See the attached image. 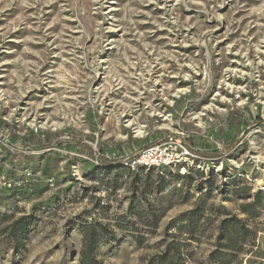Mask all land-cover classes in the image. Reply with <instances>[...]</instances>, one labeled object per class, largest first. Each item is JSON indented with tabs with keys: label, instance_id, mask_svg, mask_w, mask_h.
Segmentation results:
<instances>
[{
	"label": "rangeland",
	"instance_id": "obj_1",
	"mask_svg": "<svg viewBox=\"0 0 264 264\" xmlns=\"http://www.w3.org/2000/svg\"><path fill=\"white\" fill-rule=\"evenodd\" d=\"M263 38L264 0H0V177L31 184L13 202L0 185V264H81V226L94 220L108 227L105 264H147L168 233L186 264H209L228 218L250 230L243 264H264V209L242 210L264 193L245 127L223 155H199V171L105 165L168 136L208 147L213 130L221 142L228 122L240 128L250 111L225 74L247 58L253 71ZM196 210L192 239L177 219Z\"/></svg>",
	"mask_w": 264,
	"mask_h": 264
},
{
	"label": "trees",
	"instance_id": "obj_2",
	"mask_svg": "<svg viewBox=\"0 0 264 264\" xmlns=\"http://www.w3.org/2000/svg\"><path fill=\"white\" fill-rule=\"evenodd\" d=\"M116 155V152H113ZM105 165L111 167L113 165L118 166L115 170L119 173L122 170V166H129L123 164L119 158H116L113 162H106ZM156 169V168H150ZM192 171H199L193 170ZM117 173V174H118ZM116 183L112 186H116ZM31 184L21 185L20 187H4V197L7 202L16 201L26 194L30 193ZM261 208L264 209V193L260 192L256 195L254 201L243 205L242 210L248 214L254 216L257 210ZM200 210L190 211L189 213L179 217L177 220L186 219L187 223L185 225L179 226L178 229L187 233L189 237L195 239V233L198 231L197 219L200 217ZM150 214L153 217V221L149 223L151 226H155L157 222L158 215L155 211L151 210ZM155 218V219H154ZM27 224L22 220L17 221L14 226L13 236L16 240L17 246L23 247L22 238L24 236ZM81 231L83 235L82 248L80 253L81 264H105L98 259V248L101 240L108 236V227L103 223L96 220L91 222H85L81 226ZM168 237L177 238V235H169ZM250 235V230L248 227L243 226L239 219L228 218L221 222L219 226V235L216 241V248L209 254L208 262L209 264H243L244 261L239 257V254L243 252V243L248 240ZM173 239L165 243L164 249L155 254L147 264H186L187 253L183 249L186 243H181Z\"/></svg>",
	"mask_w": 264,
	"mask_h": 264
},
{
	"label": "built area",
	"instance_id": "obj_3",
	"mask_svg": "<svg viewBox=\"0 0 264 264\" xmlns=\"http://www.w3.org/2000/svg\"><path fill=\"white\" fill-rule=\"evenodd\" d=\"M261 49L256 55L257 61L253 71H249L247 66L252 65V58L245 59V65H239L241 68H233L227 70L225 74V86L229 88V92H234L236 98L241 97V101L236 103L238 109H249L248 123L241 132L240 143L253 137V141L258 147H248L253 149V154L248 156L253 160L260 169L264 170V38L260 44ZM248 66V67H249ZM249 77V79H247ZM235 78H243L244 81L232 84L227 81H235ZM253 79L256 82V88L252 91L249 83ZM227 80V81H226ZM236 83V82H235ZM232 99V98H229ZM228 100V99H227ZM234 107H232L233 109ZM243 111V110H242ZM37 130V129H36ZM258 161L256 162V159ZM205 159L200 157L196 149L183 142L177 136H168L164 141L155 145L141 149L133 158L123 161V164L131 167L164 168L178 167L181 170H202L205 167ZM31 172H27L26 176H31ZM28 181V179H26ZM24 183L18 179H7L0 177V185L3 187H20Z\"/></svg>",
	"mask_w": 264,
	"mask_h": 264
},
{
	"label": "crops",
	"instance_id": "obj_4",
	"mask_svg": "<svg viewBox=\"0 0 264 264\" xmlns=\"http://www.w3.org/2000/svg\"><path fill=\"white\" fill-rule=\"evenodd\" d=\"M248 123V118L244 117L243 118V122L240 125V128L238 126H236V128H234V124L231 122H228V124H226L224 127V133L222 135V137L220 139L221 142H216L213 137L216 136V130H213V132L211 133V137H212V141L210 143V145L208 147L204 146L201 147V145L199 144V147H194L197 151V153L201 156L204 157H209V158H216L219 157L221 155H223L225 152L229 151L232 147H230L231 145H233L236 140H237V136L239 135V133L241 132V130L246 126V124ZM34 134V133H32ZM38 137H40V134H37ZM42 137L44 136V134L41 135ZM44 142V140H43ZM16 145H9V144H4L1 147H19L20 143L16 142ZM67 147H71L69 145H67ZM106 162H113L110 160H106Z\"/></svg>",
	"mask_w": 264,
	"mask_h": 264
},
{
	"label": "bare ground",
	"instance_id": "obj_5",
	"mask_svg": "<svg viewBox=\"0 0 264 264\" xmlns=\"http://www.w3.org/2000/svg\"><path fill=\"white\" fill-rule=\"evenodd\" d=\"M258 161V158L256 159V162Z\"/></svg>",
	"mask_w": 264,
	"mask_h": 264
}]
</instances>
